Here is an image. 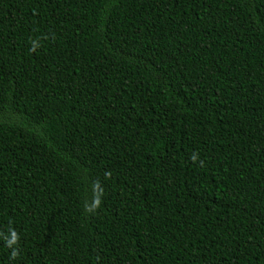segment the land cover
Here are the masks:
<instances>
[{"label": "trees", "instance_id": "16d2710c", "mask_svg": "<svg viewBox=\"0 0 264 264\" xmlns=\"http://www.w3.org/2000/svg\"><path fill=\"white\" fill-rule=\"evenodd\" d=\"M9 227L0 264H264V0H0Z\"/></svg>", "mask_w": 264, "mask_h": 264}, {"label": "clouds", "instance_id": "9594fccd", "mask_svg": "<svg viewBox=\"0 0 264 264\" xmlns=\"http://www.w3.org/2000/svg\"><path fill=\"white\" fill-rule=\"evenodd\" d=\"M31 43V52H35L36 49L40 46L37 41L33 40ZM190 159L193 162L198 161V154L193 153L190 155ZM111 173H105L106 178H110ZM92 191H93V198L90 203H86L84 205V210L86 213H94L97 209L100 208L102 203V197L104 194L103 186L100 184L99 181H94L92 185ZM0 238H3L6 246L11 249V259H16L19 256V250L16 247L18 245V242L20 240L19 233L12 227H9L7 230V234H5L3 231H0Z\"/></svg>", "mask_w": 264, "mask_h": 264}]
</instances>
